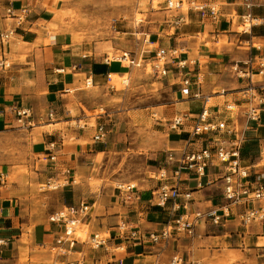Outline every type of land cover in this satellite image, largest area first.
Instances as JSON below:
<instances>
[{
    "label": "crops",
    "instance_id": "obj_1",
    "mask_svg": "<svg viewBox=\"0 0 264 264\" xmlns=\"http://www.w3.org/2000/svg\"><path fill=\"white\" fill-rule=\"evenodd\" d=\"M218 1L222 4L218 20H203L197 12H190L187 21L179 25L174 23L182 13L161 6L163 19L156 26L157 31L149 34L152 35V44L146 42L149 50L142 52L146 51V58L152 60L158 47L178 51L167 66L168 76L158 81L171 99L170 105L161 110V125L168 135L164 151H175L178 156L186 149L198 151L206 145L202 138L191 141L195 119L204 108V99L193 97L197 91L210 97L215 113L227 103H236L240 112L232 114H239L233 121L241 128L245 126L243 106L249 79L239 78L233 66L245 67L250 61L264 58V0H254L253 15L257 23L247 32L239 31L241 15L247 12L241 2ZM56 2L59 1L0 0V34L15 29L14 36L6 43L0 36V58L8 64L0 67V135L22 130L34 135L32 153L42 169L38 179L58 183L56 189L63 195L64 207L83 201L91 206L80 223L88 226L89 235L106 232L110 235L107 247L93 249L79 241L73 252L59 258L75 264H121V261L122 264H169L179 254L187 261L201 264H264V221L247 226L241 221L242 213L248 208H264V199L232 205L231 217L222 224L201 221L196 236L178 235L165 245L154 244L147 237L151 232L161 231L167 220V206L153 200L162 184L157 177L152 181L145 177V182L131 192L117 188L107 193L95 192L89 186L91 169L97 167L99 155L109 148L106 150L100 146L102 142H94L97 125L105 124L109 137L118 124L112 125V119L98 112L99 102L88 97L95 98L100 91L105 96L111 94L108 86L111 78L118 82L138 66L110 59V45L112 49L115 47L112 41L79 38L77 29L57 13L60 9ZM9 9L14 16L9 15ZM231 15H235L234 22ZM18 16L23 20L20 25ZM236 26H240L238 30ZM179 62H186V67H178ZM188 77L192 81L191 96L182 92L184 79ZM255 79L258 86L264 84V75L256 74ZM20 106L30 110L29 125L22 126L18 121L14 108ZM51 111L55 112L53 119L49 118ZM176 116H186V125L171 130L169 125ZM81 121L84 125H80ZM51 155L56 156L55 161L50 159ZM242 157L244 165L252 169V179L264 182V112L261 121L253 123L248 131ZM165 163L166 160L157 165L158 171L167 167L172 176L175 165ZM206 171L201 188L193 176L184 175L180 182L183 189L193 190V211L228 204L223 195V166L211 165ZM0 174L5 176L4 183L0 182V240L3 241L0 264H24L22 258H28L30 264L40 248L48 249L54 243L61 228L50 219L33 224L26 218L28 196L23 194L20 184L10 182L9 173L1 170ZM170 183H174L173 179ZM181 202L185 199L181 198ZM123 223L129 228H139L146 237L136 242L119 236V225Z\"/></svg>",
    "mask_w": 264,
    "mask_h": 264
},
{
    "label": "built area",
    "instance_id": "obj_2",
    "mask_svg": "<svg viewBox=\"0 0 264 264\" xmlns=\"http://www.w3.org/2000/svg\"><path fill=\"white\" fill-rule=\"evenodd\" d=\"M242 6L247 10L241 15L243 29L241 32L250 31L252 26L256 24L257 18L253 15L254 0H239ZM150 4L154 11L160 10L164 6L166 10L180 11L182 14L175 21V25H179L187 21L186 17L190 12H197L203 20H218L222 15V4L218 0H150ZM9 15L14 16L12 9L8 10ZM235 15L230 16V20L234 22ZM20 25L23 20L18 16ZM15 29H11L0 34L2 42L6 43L14 36ZM148 44L152 41L148 38ZM178 54L177 50L158 47L155 57L148 60L146 56H134L131 52H123L115 57L120 62H125L130 66H141L146 70L151 69V73L159 78L168 76V64L171 63ZM7 61L0 58V67H7ZM178 67L185 68L186 62H179ZM256 67L259 70L256 71ZM233 71L239 78L249 79V84L245 92V105L243 106V116L246 119L245 126L240 127L233 120L238 115L233 113L240 112V107L236 103H227L223 110L216 113L213 110V104L210 97L204 96L197 91L193 97L204 99V108L199 116L195 119V124L191 131V141L195 138H202L206 144L201 150L182 151L178 156L175 151H169L166 159V166L175 165L172 169V176L169 175L167 167L161 168L157 173V178L162 182L153 195V200L158 205L167 206V220L164 227L159 232H151L147 237L154 244L167 245L169 241L178 235H186L189 237L196 236V228L201 221L210 222L214 225H220L229 217H231V206L237 204H250L256 200L264 199V182H255L252 169L243 163L242 150L248 140V131L255 122H260L264 112V84L258 86L256 84L255 75H264V58L257 62L250 61L245 67L235 64ZM92 82L89 81L88 85ZM183 94L191 96L192 81L190 78L184 79ZM14 112L18 117L20 125H29L27 118L30 116V110L23 107L14 108ZM222 115H225L223 117ZM55 112L49 113V118L53 119ZM186 116H176L169 125L171 130L182 129L186 125ZM232 120L233 122H230ZM108 129L105 124H98L96 132L93 136L94 142H105L108 138ZM55 148V144H51ZM50 150V149H49ZM52 161L56 160L55 155H51ZM211 165H219L224 168V190L223 195L228 204L212 208L208 210L193 211V190L183 189L180 182L183 176L195 177L198 181V188L203 186V177L206 176V170ZM173 179L174 183L171 184ZM5 176L0 174V182L4 183ZM125 186H119V190H123ZM128 190H133L134 186H128ZM124 191V190H123ZM181 198L185 202H181ZM91 206L83 201L79 205L65 206L50 216V221L57 224L61 228V233L56 237L54 243L49 245L51 251L55 254L53 264H75L73 261H65L60 256L69 254L74 251L77 242L82 241L93 249L107 247L110 235L96 233L87 236L85 240H81V236L77 235L78 228L82 219L88 215ZM241 221L244 225H250L253 222L264 221V208L255 209L248 208L241 215ZM119 236H125L127 240L136 242L142 241L146 234L141 232L139 228H129L126 224H120ZM3 241L0 240V245ZM123 262L121 261V264ZM169 264H201L199 261H187L182 255H175Z\"/></svg>",
    "mask_w": 264,
    "mask_h": 264
},
{
    "label": "rangeland",
    "instance_id": "obj_3",
    "mask_svg": "<svg viewBox=\"0 0 264 264\" xmlns=\"http://www.w3.org/2000/svg\"><path fill=\"white\" fill-rule=\"evenodd\" d=\"M58 1L56 4L60 10L57 13L77 29L79 38L115 43L114 49L110 45V59L121 55L123 50L132 51L134 56H147L146 51L142 53L150 48L146 47V40H152L149 34L157 31L156 26L163 19L164 12L154 11L149 0ZM159 80L161 78L153 75L150 68L146 70L138 66L118 82L111 78L108 85L111 94L105 96L100 91L95 98L88 97L92 102H99L98 112L112 119V125L118 124L106 142L100 144L104 149L109 148L99 155L97 167L91 169L93 175L89 186L95 192L107 193L115 188L120 191L118 187L123 185L125 192H131L127 189L129 185L134 186V191L145 182V177L150 181L157 177V165H162L168 156L164 151L168 135L161 125V110L171 103L168 91L162 89ZM73 115H77L76 110ZM80 125L84 122L81 121ZM34 137L25 130L0 135V167L10 174L11 183L21 185L23 194L28 196L26 218L37 224L49 220L64 205L63 195L56 189L58 183L38 179L42 169L37 166L32 153ZM76 179L80 181V177ZM102 234L109 235L108 232ZM77 235L85 240L89 236L88 226L80 225ZM54 259L53 251L40 248L30 264H52ZM22 262L28 264V258H22Z\"/></svg>",
    "mask_w": 264,
    "mask_h": 264
},
{
    "label": "bare ground",
    "instance_id": "obj_4",
    "mask_svg": "<svg viewBox=\"0 0 264 264\" xmlns=\"http://www.w3.org/2000/svg\"><path fill=\"white\" fill-rule=\"evenodd\" d=\"M243 29V27H241V30ZM123 186H125V185H123Z\"/></svg>",
    "mask_w": 264,
    "mask_h": 264
}]
</instances>
